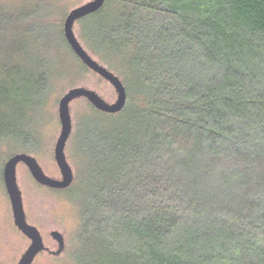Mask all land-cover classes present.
<instances>
[{
	"label": "trees",
	"instance_id": "obj_1",
	"mask_svg": "<svg viewBox=\"0 0 264 264\" xmlns=\"http://www.w3.org/2000/svg\"><path fill=\"white\" fill-rule=\"evenodd\" d=\"M76 25L127 102L84 100L74 181L50 189L78 210L73 264H264V0H105Z\"/></svg>",
	"mask_w": 264,
	"mask_h": 264
},
{
	"label": "rangeland",
	"instance_id": "obj_2",
	"mask_svg": "<svg viewBox=\"0 0 264 264\" xmlns=\"http://www.w3.org/2000/svg\"><path fill=\"white\" fill-rule=\"evenodd\" d=\"M88 1L0 0V82L10 94L0 106V117L10 128L9 121L19 116L20 139L28 143L27 149H32L25 154L34 157L44 174L53 179H60L53 157L60 131L59 99L76 87L95 91L107 103L116 99L113 88L97 75L82 70L58 39V29H62L66 15ZM78 32V25H75L77 38ZM14 87L18 90L15 91ZM89 108L84 100L70 105L72 135L76 122ZM73 147L74 143L70 149ZM14 149L12 137L6 132L0 133V264H17L29 246L28 239L13 224L2 179L4 163ZM76 151L72 155L78 165ZM65 154L75 173L76 166L66 149ZM16 182L22 195L26 221L39 231L48 249L32 264H73L71 253L80 232L76 206L65 194L38 185L22 164L16 168ZM52 231L59 232L64 238L65 248L59 256L53 254L57 251V244L49 236Z\"/></svg>",
	"mask_w": 264,
	"mask_h": 264
},
{
	"label": "water",
	"instance_id": "obj_3",
	"mask_svg": "<svg viewBox=\"0 0 264 264\" xmlns=\"http://www.w3.org/2000/svg\"><path fill=\"white\" fill-rule=\"evenodd\" d=\"M104 2L105 0H90L72 9L64 19L62 30L66 43L79 61L91 73L100 77L113 88L116 95L115 101L113 103H107L95 91L85 87L72 88L59 99L57 111L60 131L54 146L53 157L59 170L60 179H53L46 176L36 159L25 153H16L10 156L3 166L2 179L11 206L13 224L29 241L28 248L22 254L17 264H32L39 254L48 251L39 231L26 221L22 195L16 182L17 166L19 164L24 165L32 179L42 187L52 190H65L69 188L74 181V172L65 154L67 143L73 132L70 105L77 100H85L97 111L114 115L120 113L127 102V94L120 78L95 60L82 46L74 33V27L77 22L97 12L102 8ZM49 236L57 244V251L53 254L59 256L65 248L64 238L57 231L50 232Z\"/></svg>",
	"mask_w": 264,
	"mask_h": 264
}]
</instances>
